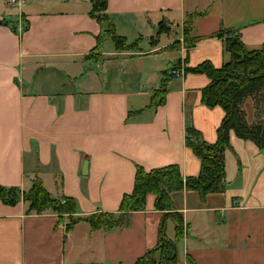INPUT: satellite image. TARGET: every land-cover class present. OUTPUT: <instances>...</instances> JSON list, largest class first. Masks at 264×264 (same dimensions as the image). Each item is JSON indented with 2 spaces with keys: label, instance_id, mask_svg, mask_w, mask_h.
<instances>
[{
  "label": "crops",
  "instance_id": "1",
  "mask_svg": "<svg viewBox=\"0 0 264 264\" xmlns=\"http://www.w3.org/2000/svg\"><path fill=\"white\" fill-rule=\"evenodd\" d=\"M23 1L0 0V185L26 192L39 177L52 198L76 201L75 216H118L136 165L199 174L186 127L213 143L224 115L201 102L209 78L172 75L163 102L151 98L172 65L219 68L230 60L224 39L211 37L220 28L236 31L246 50L264 51V0H107L101 23L91 0ZM189 15L188 37H201L190 47ZM109 24L123 46L105 34ZM242 108L255 122L250 96ZM229 144L224 191L203 199L193 190L169 193L185 226L176 264H187V255L196 264H264V148L233 131ZM27 208L0 201V264H133L155 245L164 213L149 193L120 225L79 221L66 231L68 215ZM165 233L175 236L171 219Z\"/></svg>",
  "mask_w": 264,
  "mask_h": 264
},
{
  "label": "trees",
  "instance_id": "2",
  "mask_svg": "<svg viewBox=\"0 0 264 264\" xmlns=\"http://www.w3.org/2000/svg\"><path fill=\"white\" fill-rule=\"evenodd\" d=\"M91 17L99 23L107 21L105 10L107 0H91ZM195 15H189L185 24V40L190 47L201 37L189 38V30ZM26 28V24L24 29ZM116 45L123 46L124 39L119 37L109 24L105 32ZM235 36L232 37L231 35ZM211 37L224 39L226 50L230 54V60L221 67L215 68L210 62L205 61L193 68H184V72L204 73L209 78V84L201 91V102L207 107L219 105L224 115L216 130V140L213 143L204 141L200 132L188 125L185 130V144L200 160V171L197 176L183 178L176 165L155 168L149 171L136 165L134 184L131 193L123 195L119 214L100 212L86 217L75 216L77 212L76 201L73 198H52L44 187L42 180L35 177L31 188L23 192L17 186L5 187L0 185V201L14 205L19 200L28 203L27 213H41L51 209L60 215H68V223L65 230L69 231L79 221H88L92 228H107L122 224L130 212L138 211L145 205L146 196L149 193L155 195V208L163 211L158 226L155 245L138 257L133 264H176L178 261L177 244L184 237L185 226L182 215L174 210V204L169 193L179 190L196 191L203 199L208 193L224 191L225 162L224 151L230 147L229 132L243 139L254 142L259 149L264 148V51H248L244 47L239 34L231 29H218ZM102 36L97 37V45L94 51H101ZM92 57L98 59L97 54ZM176 65H172L157 89L151 103H162L166 91V81L172 76L171 71ZM250 96L255 110V122L249 124L246 121L242 102ZM156 99V101H155ZM168 219L174 223L175 236L170 239L165 233V225ZM187 264H196L190 256H186Z\"/></svg>",
  "mask_w": 264,
  "mask_h": 264
},
{
  "label": "built area",
  "instance_id": "3",
  "mask_svg": "<svg viewBox=\"0 0 264 264\" xmlns=\"http://www.w3.org/2000/svg\"><path fill=\"white\" fill-rule=\"evenodd\" d=\"M7 4L10 6H22L24 4L23 0H7ZM184 73V70L177 71V70H172L171 74L174 76H179Z\"/></svg>",
  "mask_w": 264,
  "mask_h": 264
},
{
  "label": "water",
  "instance_id": "4",
  "mask_svg": "<svg viewBox=\"0 0 264 264\" xmlns=\"http://www.w3.org/2000/svg\"><path fill=\"white\" fill-rule=\"evenodd\" d=\"M82 173L83 174L86 173V160H84V162H83V172Z\"/></svg>",
  "mask_w": 264,
  "mask_h": 264
},
{
  "label": "rangeland",
  "instance_id": "5",
  "mask_svg": "<svg viewBox=\"0 0 264 264\" xmlns=\"http://www.w3.org/2000/svg\"><path fill=\"white\" fill-rule=\"evenodd\" d=\"M231 36H232V37H234L235 35H234V34H232Z\"/></svg>",
  "mask_w": 264,
  "mask_h": 264
}]
</instances>
